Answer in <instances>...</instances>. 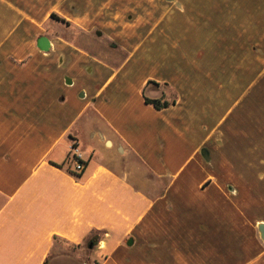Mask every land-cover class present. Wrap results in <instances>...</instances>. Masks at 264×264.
I'll list each match as a JSON object with an SVG mask.
<instances>
[{"label": "crops", "instance_id": "crops-1", "mask_svg": "<svg viewBox=\"0 0 264 264\" xmlns=\"http://www.w3.org/2000/svg\"><path fill=\"white\" fill-rule=\"evenodd\" d=\"M5 30L0 264H264V217L254 213L256 201L254 214L245 204L260 183L239 184L243 198L234 201L228 171L208 165L220 143L239 179H264L259 101H250L227 59L217 66L211 49L210 70L201 56L188 69L145 61L129 70L143 43L115 65L48 37L42 50L38 39L21 41L20 25ZM146 98L176 102L157 110ZM230 100L242 112L229 109L214 123L213 107ZM74 143L81 179L67 170Z\"/></svg>", "mask_w": 264, "mask_h": 264}, {"label": "rangeland", "instance_id": "rangeland-1", "mask_svg": "<svg viewBox=\"0 0 264 264\" xmlns=\"http://www.w3.org/2000/svg\"><path fill=\"white\" fill-rule=\"evenodd\" d=\"M4 2L5 5L0 3V27L12 28L20 25L25 28L26 40L21 41L36 42L45 36L67 42L91 56L115 65L128 56L129 50L138 48L143 43L142 49L132 58L129 70L138 62L145 61L153 65H174L176 62H183L182 67L188 69V63L198 60L201 61L198 62L200 64L207 63V70H210L208 64L212 49L217 66L222 65L220 63L222 59H227L229 72L243 77H241L243 87L245 93H249L246 95L250 97V101L252 97L256 98V102L259 101L260 135L264 140V0H4ZM53 14L66 20L70 25L52 18ZM64 16L70 17L71 20ZM175 16L176 19H173ZM167 27L172 29L166 33L167 36L158 33L160 28ZM5 28L4 35H0V38L8 37L9 33ZM198 56L203 60L196 58ZM236 66L239 67V72L236 71ZM205 68L202 65L200 70ZM148 71L151 72L152 69H140L139 73ZM254 92L255 95H252ZM223 102L225 103V100ZM237 105L235 100H230L221 107H213V122L221 120L229 109H233V117H237L243 110V105L236 108ZM214 139L218 142L221 140L219 135H215ZM217 145L218 147H213L209 167L219 173L223 168L228 171V177L223 178L224 186L234 201L243 198L241 192H238L239 184L245 183L252 190L255 181L260 183L257 185L260 194L258 192L256 197L249 194L248 198H245V204L249 208L247 211L253 213L251 208L256 201L254 213L257 217H264V179L252 177L239 179L237 163L232 160L223 162L220 143ZM260 166L264 167V163ZM246 168L252 171V164H246Z\"/></svg>", "mask_w": 264, "mask_h": 264}, {"label": "trees", "instance_id": "trees-1", "mask_svg": "<svg viewBox=\"0 0 264 264\" xmlns=\"http://www.w3.org/2000/svg\"><path fill=\"white\" fill-rule=\"evenodd\" d=\"M54 19H57L58 21L70 25L69 22H67L66 20L62 19V18H58V16L56 15H52L51 16ZM176 102V100H173L172 102H168V101H163V100H156V99H149L146 98V103L153 105L154 108H156L157 110H162V109H166L168 108L171 104H174ZM61 167V166H60ZM68 172H70L75 178L77 179H81L82 178V174L84 172V169L81 172H75L74 169H72V167H68ZM92 242H94L92 240Z\"/></svg>", "mask_w": 264, "mask_h": 264}, {"label": "water", "instance_id": "water-1", "mask_svg": "<svg viewBox=\"0 0 264 264\" xmlns=\"http://www.w3.org/2000/svg\"><path fill=\"white\" fill-rule=\"evenodd\" d=\"M37 43H38V46L42 50H48L50 48V41L45 36H42L41 38H39ZM203 155L205 156V158L208 157V154H207L206 150L203 151ZM258 230H259L261 238H262V240L264 242V223L259 224Z\"/></svg>", "mask_w": 264, "mask_h": 264}, {"label": "built area", "instance_id": "built-area-1", "mask_svg": "<svg viewBox=\"0 0 264 264\" xmlns=\"http://www.w3.org/2000/svg\"><path fill=\"white\" fill-rule=\"evenodd\" d=\"M72 154L74 160V171L81 172L84 169V163L81 161V155L78 153L75 143L73 144Z\"/></svg>", "mask_w": 264, "mask_h": 264}]
</instances>
